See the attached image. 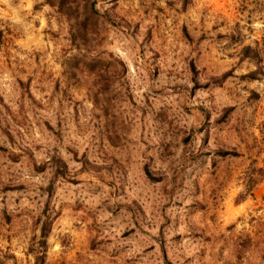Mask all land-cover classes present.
Listing matches in <instances>:
<instances>
[{
  "label": "rangeland",
  "instance_id": "obj_1",
  "mask_svg": "<svg viewBox=\"0 0 264 264\" xmlns=\"http://www.w3.org/2000/svg\"><path fill=\"white\" fill-rule=\"evenodd\" d=\"M48 1L0 0V264H264V0Z\"/></svg>",
  "mask_w": 264,
  "mask_h": 264
},
{
  "label": "trees",
  "instance_id": "obj_2",
  "mask_svg": "<svg viewBox=\"0 0 264 264\" xmlns=\"http://www.w3.org/2000/svg\"><path fill=\"white\" fill-rule=\"evenodd\" d=\"M48 3L53 6V3H51L50 1H48ZM249 52H250V48H245L243 50V52L241 53V59L242 60L243 59H248L250 57L249 56ZM257 73L258 72L255 70V71L249 72L245 77H247L249 80H256ZM48 228L49 227L47 225L46 226H42L40 228V237L43 240V244L45 243V240H46V238L48 236V231H49Z\"/></svg>",
  "mask_w": 264,
  "mask_h": 264
}]
</instances>
